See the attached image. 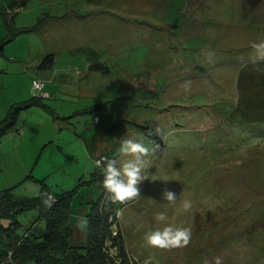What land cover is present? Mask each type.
Here are the masks:
<instances>
[{
  "label": "rangeland",
  "instance_id": "obj_1",
  "mask_svg": "<svg viewBox=\"0 0 264 264\" xmlns=\"http://www.w3.org/2000/svg\"><path fill=\"white\" fill-rule=\"evenodd\" d=\"M12 1L0 0V121L32 98L33 76L49 96L0 136V191H72L80 243L99 194L82 180L100 155L120 158L122 138L153 148L137 127L147 125L162 144L140 197L116 213L130 264H264V60L252 48L264 41V0ZM47 53L53 64L40 68ZM185 200L192 208L177 212ZM36 216L19 214V231ZM167 224L191 230L188 246L146 245Z\"/></svg>",
  "mask_w": 264,
  "mask_h": 264
},
{
  "label": "trees",
  "instance_id": "obj_2",
  "mask_svg": "<svg viewBox=\"0 0 264 264\" xmlns=\"http://www.w3.org/2000/svg\"><path fill=\"white\" fill-rule=\"evenodd\" d=\"M13 0L10 7L17 6ZM5 18V16L3 15ZM2 46V45H1ZM54 61V54L47 53L39 62L40 68H49ZM89 67V66H88ZM96 70L108 71L100 63L91 67ZM34 80H40L41 95L32 86ZM45 82L39 76H33L30 82L32 98L23 106H13L0 121V136L16 122L20 109L36 103V99L49 96L44 88ZM96 118V119H95ZM97 122V116L93 117ZM138 129L150 142L161 146L162 140L156 131L147 125H137ZM151 133V134H150ZM159 148V147H158ZM101 156V155H100ZM104 156V155H102ZM103 175L100 168L90 173L85 184L99 188V194L90 204L85 219V237L80 243H72L73 229L72 210L70 207L72 191L53 193L41 189L36 196L19 197L12 188L0 191V264H130V255L126 249L124 238L117 227V211L125 204L113 203L101 186ZM48 193L53 200L48 198ZM45 201H48L46 204ZM35 209L36 219L23 230L19 231L18 215L24 211ZM45 222L44 231L36 234L32 228L36 221ZM135 264V263H134Z\"/></svg>",
  "mask_w": 264,
  "mask_h": 264
},
{
  "label": "clouds",
  "instance_id": "obj_3",
  "mask_svg": "<svg viewBox=\"0 0 264 264\" xmlns=\"http://www.w3.org/2000/svg\"><path fill=\"white\" fill-rule=\"evenodd\" d=\"M252 48L257 60H264V41L253 43ZM159 129L156 130L158 134ZM151 134V133H150ZM158 145L153 148L146 147L144 143L133 138H122L119 147V159H109L102 157L95 161L96 167L101 169L103 180L100 182L102 188L109 193L108 199L113 203L121 204L134 201L140 197L139 185L145 180L146 172L150 168V161L147 159L152 153L157 151ZM163 197L170 204H175L176 194L165 189ZM47 204L48 201H45ZM192 208V203L183 201L182 208H177V212H187ZM158 222H164L167 217L164 213L155 216ZM191 241V230L183 227H176L167 224L162 229L145 234L147 246L161 250H171L188 246ZM204 264H208L207 261ZM216 264H221L219 258Z\"/></svg>",
  "mask_w": 264,
  "mask_h": 264
},
{
  "label": "built area",
  "instance_id": "obj_4",
  "mask_svg": "<svg viewBox=\"0 0 264 264\" xmlns=\"http://www.w3.org/2000/svg\"><path fill=\"white\" fill-rule=\"evenodd\" d=\"M32 86L35 90H37V92L41 95H46V93L42 90L43 84L40 80H34L32 83ZM96 119V118H95ZM104 156H100L97 160L101 159ZM48 198L50 200H53V197L51 196V194H48Z\"/></svg>",
  "mask_w": 264,
  "mask_h": 264
},
{
  "label": "crops",
  "instance_id": "obj_5",
  "mask_svg": "<svg viewBox=\"0 0 264 264\" xmlns=\"http://www.w3.org/2000/svg\"><path fill=\"white\" fill-rule=\"evenodd\" d=\"M44 88H46V85H44ZM46 90V89H45ZM47 92H49L48 90H46Z\"/></svg>",
  "mask_w": 264,
  "mask_h": 264
},
{
  "label": "water",
  "instance_id": "obj_6",
  "mask_svg": "<svg viewBox=\"0 0 264 264\" xmlns=\"http://www.w3.org/2000/svg\"><path fill=\"white\" fill-rule=\"evenodd\" d=\"M0 47H1V45H0Z\"/></svg>",
  "mask_w": 264,
  "mask_h": 264
}]
</instances>
